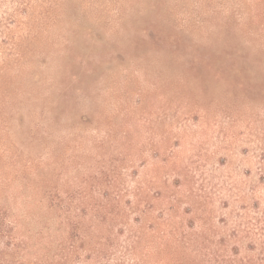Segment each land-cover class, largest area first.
<instances>
[{
    "label": "rangeland",
    "instance_id": "rangeland-1",
    "mask_svg": "<svg viewBox=\"0 0 264 264\" xmlns=\"http://www.w3.org/2000/svg\"><path fill=\"white\" fill-rule=\"evenodd\" d=\"M0 264H264V0H0Z\"/></svg>",
    "mask_w": 264,
    "mask_h": 264
}]
</instances>
